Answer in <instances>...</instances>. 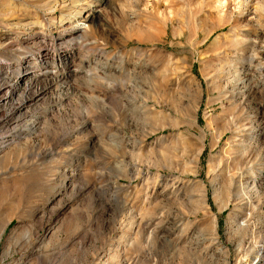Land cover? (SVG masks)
Here are the masks:
<instances>
[{
  "label": "rangeland",
  "instance_id": "obj_1",
  "mask_svg": "<svg viewBox=\"0 0 264 264\" xmlns=\"http://www.w3.org/2000/svg\"><path fill=\"white\" fill-rule=\"evenodd\" d=\"M0 72V264H264V0H0Z\"/></svg>",
  "mask_w": 264,
  "mask_h": 264
},
{
  "label": "bare ground",
  "instance_id": "obj_2",
  "mask_svg": "<svg viewBox=\"0 0 264 264\" xmlns=\"http://www.w3.org/2000/svg\"><path fill=\"white\" fill-rule=\"evenodd\" d=\"M78 3V2H77ZM53 7L49 6L47 9L49 10V12H51ZM73 15L76 17L78 15V13H73ZM73 16V17H74ZM82 23V22H81ZM80 24H77L76 27H72V29H70L71 31L74 30H79L83 27H81ZM37 63H46L44 59L42 60H37L35 59ZM29 62V61H28ZM24 64V63H23ZM29 64V63H28ZM21 68H22V64H20ZM9 70V69H8ZM12 72L14 71L13 69H10L9 71ZM18 72V71H17ZM16 73V72H15ZM36 73H34L35 75ZM10 75L8 72H0V80L3 81V85H2V90H0V101L3 105L7 104L8 101H11V98L16 94V86H9L7 87L9 82H10ZM66 81V80H64ZM63 83V82H62ZM17 84V83H15ZM33 77L31 76L30 78H27L26 81L23 83V88L29 92H31V97H24L21 98L22 101L18 106H12L11 108H8L7 114L5 115V117L2 119V124L4 126H6L9 129L12 128H19L20 125H22V127L27 123V109L26 108V103H29V100H32V98L38 97L41 93V91L38 88L33 87ZM6 85V86H5ZM0 88V89H1ZM23 89V90H24ZM32 110V109H31ZM36 119H31L29 120V124H28V132L29 133H33L36 130ZM20 131H22V133L25 131L24 129H22L20 127L19 129ZM21 133V132H20Z\"/></svg>",
  "mask_w": 264,
  "mask_h": 264
}]
</instances>
